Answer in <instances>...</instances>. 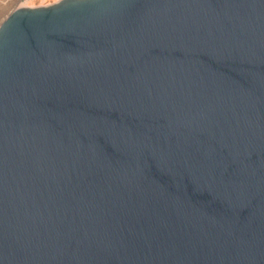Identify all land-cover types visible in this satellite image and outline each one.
<instances>
[{"label": "water", "instance_id": "95a60500", "mask_svg": "<svg viewBox=\"0 0 264 264\" xmlns=\"http://www.w3.org/2000/svg\"><path fill=\"white\" fill-rule=\"evenodd\" d=\"M0 264H264V0L9 13Z\"/></svg>", "mask_w": 264, "mask_h": 264}, {"label": "rangeland", "instance_id": "374dc122", "mask_svg": "<svg viewBox=\"0 0 264 264\" xmlns=\"http://www.w3.org/2000/svg\"><path fill=\"white\" fill-rule=\"evenodd\" d=\"M18 1L20 2V4ZM59 1L60 0H0V24L9 15V13L17 8L45 7L55 4Z\"/></svg>", "mask_w": 264, "mask_h": 264}, {"label": "bare ground", "instance_id": "6f19581e", "mask_svg": "<svg viewBox=\"0 0 264 264\" xmlns=\"http://www.w3.org/2000/svg\"><path fill=\"white\" fill-rule=\"evenodd\" d=\"M19 2V1H18ZM19 4H20V2H19ZM32 4V3H31ZM18 5V4H17ZM19 6H22V5H19ZM23 6H25V5H23Z\"/></svg>", "mask_w": 264, "mask_h": 264}]
</instances>
